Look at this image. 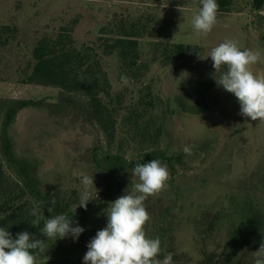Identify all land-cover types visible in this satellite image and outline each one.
Instances as JSON below:
<instances>
[{
    "label": "rangeland",
    "instance_id": "1",
    "mask_svg": "<svg viewBox=\"0 0 264 264\" xmlns=\"http://www.w3.org/2000/svg\"><path fill=\"white\" fill-rule=\"evenodd\" d=\"M201 6L200 0H185L179 7L167 0H0V26L18 30L12 43L0 48V100L40 99L49 104V108L23 109L10 129L16 155L33 164L43 190L80 210L82 177L93 176L90 198L102 185L100 172L91 163L92 149L115 151L108 150L103 134L84 113L57 104L58 89L15 82L13 74L29 59L36 40L69 26L78 45L96 44L100 28L114 18L151 14L170 25L171 36L164 42L201 46L206 57L213 47L233 39L242 50L260 53L252 70L264 75V4L256 16L251 0H233L228 13L217 15L206 37L195 33L191 24ZM152 42L156 41L140 40L142 58L149 65L141 84L152 77L154 89H160L173 111L161 144L172 158L165 164L170 178L165 190L144 202L151 217L146 234L161 240L157 258L162 261L170 254L173 264H254L255 252L264 242V123L240 115L237 98L219 85L209 92L204 113H182L175 98L187 93L188 104L194 105L191 83L213 68L211 57L164 66ZM102 61L111 93H122L128 104L140 84L123 82L113 58ZM184 146L191 148V155L183 152ZM139 158L135 149L125 155L127 160ZM2 167L4 178L19 184L15 170L3 159ZM132 173L127 169L104 176L99 198L72 218L73 226L78 222L84 228L82 234L75 240L45 236L47 250L38 254L36 264H84L87 244L106 227L110 203L137 182ZM24 200L33 208L28 195Z\"/></svg>",
    "mask_w": 264,
    "mask_h": 264
},
{
    "label": "trees",
    "instance_id": "2",
    "mask_svg": "<svg viewBox=\"0 0 264 264\" xmlns=\"http://www.w3.org/2000/svg\"><path fill=\"white\" fill-rule=\"evenodd\" d=\"M185 0H167L172 6H182ZM233 0H217L218 13H228ZM264 0H251V9L256 16L261 11ZM73 28L62 26L54 34L38 38L30 50L29 59L19 66L13 76L22 85L48 86L59 90L58 105L80 110L103 134L108 150L115 154L101 152L93 148L91 163L101 169L108 178L111 173L127 169L135 164L158 159L162 164H170L161 148L167 133L166 122L173 115L168 102L154 89V80L147 78L149 65L142 58L140 40L153 39L152 50L164 66L203 56V48L198 45L164 42L171 36L167 21L146 14L138 17L119 16L100 28L97 42L90 45L76 43ZM17 28L0 26V48H6L17 36ZM116 60L117 75L126 77L132 83H139L135 98L125 104L122 93L112 94L108 76L103 69L102 58ZM209 69L203 79L191 83L195 93L194 105L188 104L187 93L178 95L175 102L182 113L200 115L208 109V94L216 86L221 73ZM146 81V80H145ZM45 100L5 99L0 100V227L6 228L13 238L20 232L40 236V229L46 219L58 214L73 218L74 207L65 199L59 198L41 188L33 164L18 157L10 129L20 111L28 108H49ZM135 149L140 154L136 161L125 159L127 151ZM2 159L15 170L19 184H11L4 178ZM29 199L39 204L41 219L31 215ZM104 195V194H102ZM34 206V204H33ZM51 208V211H49ZM79 210V209H78ZM77 211V210H76Z\"/></svg>",
    "mask_w": 264,
    "mask_h": 264
},
{
    "label": "clouds",
    "instance_id": "3",
    "mask_svg": "<svg viewBox=\"0 0 264 264\" xmlns=\"http://www.w3.org/2000/svg\"><path fill=\"white\" fill-rule=\"evenodd\" d=\"M201 7L193 16L191 24L195 33L206 37L217 23L219 5L217 0H200ZM211 57L215 72L225 69L216 82L219 86L234 94L240 104V115L252 121L264 123V75L253 72L261 55L252 49H241L238 41L227 39L213 47L206 57ZM126 77L121 80L126 83ZM186 155H191L188 146L183 147ZM137 182L131 191L118 197L106 210L107 224L96 232L87 244L83 257L84 264H173L169 254L162 261L157 257L161 252V240L157 236L149 238L145 225L151 219L144 202L149 196H155L166 189L170 173L160 160L136 163L133 173ZM83 191L79 197V206L87 208L90 190L94 185L93 176L84 175L81 179ZM76 208L73 209L74 213ZM51 211V208H49ZM31 215L37 221L41 219L39 204L34 202ZM72 217L58 214L48 218L40 232L47 239H63L71 236L74 240L84 231L78 222L73 226ZM46 240L39 239L29 232H20L16 238L4 227H0V264H36L38 254L47 250ZM254 264H264V242L255 252Z\"/></svg>",
    "mask_w": 264,
    "mask_h": 264
},
{
    "label": "water",
    "instance_id": "4",
    "mask_svg": "<svg viewBox=\"0 0 264 264\" xmlns=\"http://www.w3.org/2000/svg\"><path fill=\"white\" fill-rule=\"evenodd\" d=\"M99 172H100V176H101V179H102V185H101V187H100V189H99L97 195H96L92 200H90V201L88 202L87 207L90 206L94 201H96V200L99 198L100 193H101L102 189H103L104 186H105V180H104L103 172H102L101 169H99ZM84 210H85V208L82 207L80 210L76 211L74 214H75V215H78V214H80V213H81L82 211H84ZM42 235H43V234L41 233L40 236H42Z\"/></svg>",
    "mask_w": 264,
    "mask_h": 264
}]
</instances>
